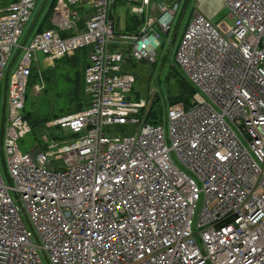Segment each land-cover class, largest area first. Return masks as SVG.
<instances>
[{
  "label": "built area",
  "instance_id": "2783aa9c",
  "mask_svg": "<svg viewBox=\"0 0 264 264\" xmlns=\"http://www.w3.org/2000/svg\"><path fill=\"white\" fill-rule=\"evenodd\" d=\"M36 1L0 0V81L8 72L0 154L9 174L5 183L0 172V264H43L39 253L47 264H264V0H228L231 28L192 16L174 53L196 89L191 106L168 107L167 130L143 124L128 137L103 132L140 124L127 116L149 101L127 99L135 76L109 50L116 0H93L82 30L75 1L59 0L52 29L19 45ZM132 1L145 24L119 43L153 64L179 3ZM83 48L86 108L46 123L66 138L48 144L46 131L45 150H21L37 53L52 63ZM43 88L40 80L32 92Z\"/></svg>",
  "mask_w": 264,
  "mask_h": 264
},
{
  "label": "rangeland",
  "instance_id": "374dc122",
  "mask_svg": "<svg viewBox=\"0 0 264 264\" xmlns=\"http://www.w3.org/2000/svg\"><path fill=\"white\" fill-rule=\"evenodd\" d=\"M52 0H37L35 8L33 10L32 17L28 23V26L25 30H28L31 23L34 19L38 16V20L45 14L48 10L49 5ZM93 1V0H92ZM161 1V0H160ZM228 0H165V3L171 5L174 2L179 3V8L174 15V20L171 25V29L168 31L167 34L159 33L161 45L157 49L156 54V63L150 64L145 61H134L130 56V46L124 45L121 43L115 42L117 41L119 32L122 31V27L120 25V21L123 18V11L121 4L116 2L115 7L112 8V15L114 18L115 23L117 24V28L115 29V40L109 43V50H123L124 52V59L120 63V71L129 72L135 75V83L133 84V90L129 95V100L131 102L138 101L137 99H149L147 103V108L140 110L138 114H130L128 118H135L140 121V124H131L127 123L125 125H105L103 126V132L107 137H128L134 135L139 125L149 124L150 121L146 122L147 119V112L149 110V105L152 102L153 98L162 92V87H164L163 79L164 74L167 68H171L174 65L173 62V52L174 48L177 44V41L181 35V32L186 25V23L191 19L195 13H198L205 17L212 25L219 26L224 24L225 26L231 28L234 24V20L229 16L230 10L226 5ZM92 3V2H91ZM88 2L85 3L87 5ZM90 4V2H89ZM54 8V7H53ZM135 10V5L133 6ZM71 10V9H70ZM72 11V10H71ZM126 21V19H125ZM145 22H142V26ZM34 33V30L32 31ZM71 33V32H70ZM68 33L67 35H69ZM33 35V34H32ZM26 34L22 36L18 42L19 45H23L24 40L26 39ZM21 52V49L14 47L12 56H18ZM44 56L41 53H37V59L39 61V68L42 71L47 69L46 64L44 63ZM6 74V72H5ZM160 79L161 85L158 83V79ZM46 88V82L44 81ZM3 87L4 82L0 81V109L4 103V96H3ZM157 88L158 91H157ZM156 90V93H155ZM42 92H32L31 95H27L25 100V109L28 112H34L35 110L39 109L40 107L44 106L45 103L50 100L51 104H59L63 105L66 103V99L63 96H54L49 97L50 93L45 96L42 95ZM41 95V96H40ZM37 96V97H35ZM1 113V111H0ZM165 113L162 115L161 122L163 123L164 129L167 130V123L164 121ZM41 129H37V134L35 137L32 135L25 136L22 141L19 143L20 149H26L27 151H31L30 148L39 147V142H43L42 138L40 137ZM43 131V130H42ZM45 131L48 132V144L51 142H58L60 139L66 138L64 132L60 128H45ZM43 137V136H42ZM44 138V137H43ZM45 140V139H44ZM45 144V142H43ZM47 144V145H48ZM3 160L0 154V172L1 176L5 183L9 182V174L6 168L3 167ZM62 164V161H55L52 160V166L56 167ZM12 195V193H11ZM27 225V223H26ZM41 261L43 264H47L44 256L42 253H39Z\"/></svg>",
  "mask_w": 264,
  "mask_h": 264
},
{
  "label": "trees",
  "instance_id": "16d2710c",
  "mask_svg": "<svg viewBox=\"0 0 264 264\" xmlns=\"http://www.w3.org/2000/svg\"><path fill=\"white\" fill-rule=\"evenodd\" d=\"M56 2L57 0H53L44 16L40 20L37 19V16L31 23L29 29L25 30L24 35L26 34L27 38L34 33H39L43 30L52 28L49 23V20ZM116 2H119L122 6L125 5V2L123 0H117ZM115 4L112 8L115 7ZM130 4L134 5L133 3ZM110 17L114 19L112 11ZM116 25L117 24L115 23L114 31L117 28ZM141 26L142 18L138 17L137 15L129 14L127 12L124 16L122 31L117 34L118 36L121 34H136L140 30ZM80 29H82V25L80 26ZM33 30L34 33H32ZM176 46L173 52V62ZM87 55L88 48L77 50L72 56L64 57L54 61L52 67L47 68L45 71L41 72V78L43 81L46 82L47 85L46 88H44L42 95L47 96L50 93L49 97H54L56 95L63 96L66 99V103L63 105L51 104V101L48 100L44 106L40 107L34 112L28 113L24 107L27 115V121L30 126V132L28 135H32L33 137H35L37 134V129H41L40 137L42 138L43 142H45L42 136L45 133L46 122L59 118L66 114L79 112L86 108L87 97L84 93L83 77L84 70L88 65ZM163 76L164 87H162V92H160L153 98L152 102L149 105V110L147 112L146 122L150 121L149 124L151 125L159 124L161 122L162 115L166 113L167 108L170 106L182 104L184 106V109H188L191 106L192 97L196 92V89L188 82L182 71L175 63L174 65H172L171 68H167ZM160 79L161 78L158 79L159 85H161L162 82H160ZM38 83L39 74L37 72V68L33 66L30 70V75L28 78L25 100L27 95L32 96L31 90L33 86ZM158 89L159 88H157V91ZM132 90L133 87L131 89V92ZM5 92L6 79L4 81L3 87L4 98ZM129 95L127 97L128 100ZM139 99L140 98H138L137 100ZM2 106L3 107H1L0 109L1 117H3L4 103ZM43 142L41 141V143H38L39 147H34L30 149L34 150L36 148H39L40 150H45L46 143L43 144ZM23 151L27 150L23 149Z\"/></svg>",
  "mask_w": 264,
  "mask_h": 264
},
{
  "label": "crops",
  "instance_id": "0c3cea01",
  "mask_svg": "<svg viewBox=\"0 0 264 264\" xmlns=\"http://www.w3.org/2000/svg\"><path fill=\"white\" fill-rule=\"evenodd\" d=\"M53 1V0H52ZM51 1V2H52ZM57 1H59V0H57ZM62 1H66L67 2V0H62ZM75 1V4H73V5H70V9L72 10V12H74V13H76L77 14V16L79 17V22H78V28L80 29V26L82 25V28H83V23H84V21L86 20V18L88 17V15H90V13H91V10H92V8H91V2H92V0H74ZM124 2H125V5L124 6H122L121 5V7H122V11H123V16H125L126 15V13L128 12L129 14H133V15H136L134 12H135V10H133L134 8H133V6L134 5H131L130 3H133V1L132 0H123ZM86 2H88V4L87 5H85V3ZM89 2H90V4H89ZM51 4V3H50ZM50 6V5H49ZM134 11V12H133ZM46 13V12H45ZM52 15V14H51ZM44 16V15H43ZM42 16V17H43ZM41 17V18H42ZM51 18V17H50ZM142 22H143V20H142ZM49 23H50V20H49ZM51 25V24H50ZM120 25H121V27H122V25H123V18L121 19V21H120ZM81 30V29H80ZM124 45H128V44H124ZM129 46V45H128ZM120 51L122 52V54H123V56H124V52H123V50H121L120 49ZM39 62V61H38ZM44 63L46 64V66H47V68H50V65L52 64H50V63H48V62H46V60H44Z\"/></svg>",
  "mask_w": 264,
  "mask_h": 264
},
{
  "label": "water",
  "instance_id": "95a60500",
  "mask_svg": "<svg viewBox=\"0 0 264 264\" xmlns=\"http://www.w3.org/2000/svg\"><path fill=\"white\" fill-rule=\"evenodd\" d=\"M23 117L26 118V113H25V111L23 112Z\"/></svg>",
  "mask_w": 264,
  "mask_h": 264
},
{
  "label": "bare ground",
  "instance_id": "6f19581e",
  "mask_svg": "<svg viewBox=\"0 0 264 264\" xmlns=\"http://www.w3.org/2000/svg\"><path fill=\"white\" fill-rule=\"evenodd\" d=\"M75 4V3H74ZM134 4V3H133ZM135 7H136V4H135ZM222 257V256H221Z\"/></svg>",
  "mask_w": 264,
  "mask_h": 264
}]
</instances>
